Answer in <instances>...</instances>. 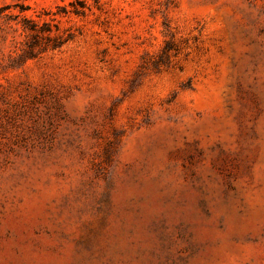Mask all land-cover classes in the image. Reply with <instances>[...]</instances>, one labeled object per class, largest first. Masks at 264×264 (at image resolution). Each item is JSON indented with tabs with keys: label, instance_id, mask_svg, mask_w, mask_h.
<instances>
[{
	"label": "rangeland",
	"instance_id": "obj_1",
	"mask_svg": "<svg viewBox=\"0 0 264 264\" xmlns=\"http://www.w3.org/2000/svg\"><path fill=\"white\" fill-rule=\"evenodd\" d=\"M4 6L0 264H264V0Z\"/></svg>",
	"mask_w": 264,
	"mask_h": 264
},
{
	"label": "trees",
	"instance_id": "obj_2",
	"mask_svg": "<svg viewBox=\"0 0 264 264\" xmlns=\"http://www.w3.org/2000/svg\"><path fill=\"white\" fill-rule=\"evenodd\" d=\"M69 5L72 7V10H66V8H62L64 13H80V10L74 7V2H71ZM8 8L9 6L2 7L0 13H3ZM18 11L22 12L23 8L20 7ZM4 15L8 16L11 14L4 13ZM21 28L25 34V46L22 49V56L24 57H34L37 51L60 47L67 39L59 33L58 25L55 24V28L53 30L47 21L39 24L38 21L23 16L21 20ZM166 51L167 49L165 47L164 52Z\"/></svg>",
	"mask_w": 264,
	"mask_h": 264
}]
</instances>
